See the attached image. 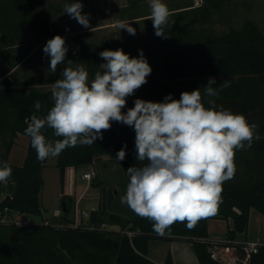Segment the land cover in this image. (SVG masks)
<instances>
[{
	"label": "trees",
	"instance_id": "16d2710c",
	"mask_svg": "<svg viewBox=\"0 0 264 264\" xmlns=\"http://www.w3.org/2000/svg\"><path fill=\"white\" fill-rule=\"evenodd\" d=\"M42 1L0 0V51L27 44L22 59L49 38L72 32L71 18L63 14L62 5H49L55 18L33 15ZM199 10L205 18L214 12L224 14L221 0H210ZM183 16L179 12L167 24L165 37H157L153 30L146 45L125 43L120 48L116 45L98 47L83 53L80 59L93 80L99 66L106 63L99 56L100 52L123 49L132 58L138 57L143 50L152 72L147 83L126 98V106L122 109L125 113L134 107L137 98L163 102L165 96L171 94L178 100L182 92L199 88L207 107L209 98L204 97V85L209 77L216 79L217 85L213 87L224 81L231 82L218 99H211L226 110L243 114L250 124L256 123L260 139L254 140L250 148L235 152V174L223 182L216 211L200 218L191 229L187 221H178L166 229L164 235H159L153 230V221L139 215L127 226L109 227V224L120 225L122 218L118 214H108L109 204L103 200L104 195L99 207L90 212L88 223L84 219L77 223L69 215L75 207V199L64 193L60 216L23 225L0 222V264H159L148 256L150 243L172 239L190 240L199 264H219L210 257L207 244L200 240L209 236L208 219L231 218L233 226L228 236L235 238L237 232L248 228L252 209L264 213V31L255 20L247 18L239 27L232 26L228 31L214 34L206 29L197 30ZM14 66L11 64L0 71V162H7L12 168L9 181L0 182V217L10 218L17 213L43 215V169L48 158L37 160L29 136L23 164H11L9 156L17 135L25 134L26 121H30L33 114L45 116L54 106L52 88L40 89L27 79H12L9 73ZM37 100L43 105L39 112L34 108ZM42 134L46 140L62 139L48 127L42 129ZM135 135L133 127L112 121L111 128L103 131V139H97L91 146L66 148L56 163L62 188L68 167L89 165L104 155L116 158L124 145L126 157L119 162L130 182L127 169L147 163L136 159ZM95 180V185L101 184L99 179ZM162 264H174L170 252ZM252 264H264V244L253 256Z\"/></svg>",
	"mask_w": 264,
	"mask_h": 264
},
{
	"label": "clouds",
	"instance_id": "9594fccd",
	"mask_svg": "<svg viewBox=\"0 0 264 264\" xmlns=\"http://www.w3.org/2000/svg\"><path fill=\"white\" fill-rule=\"evenodd\" d=\"M148 4L155 35L165 37L170 16L167 5L162 0H148ZM82 9L83 4L75 0L65 4L63 14L88 28L89 16ZM119 27L130 35L136 34L131 25L121 22ZM43 52L50 57L49 69L55 72L58 65L65 63V38L56 35L49 39ZM99 56L106 63L99 66L90 84L85 68H74L73 61H67L63 78L52 85L54 106L45 116L33 114L26 121L25 134L31 138L37 160L57 157L69 147L91 146L103 139V131L111 128L112 121L133 127L136 159L147 163L127 169L130 182L121 202L153 221V230L159 235L178 221H187L191 229L200 218L216 211L223 182L235 174V152L250 148L254 140L260 139L258 125L211 99H218L221 91L231 85L224 81L213 87L217 85L214 77L204 85V97L209 98L207 107L199 88L182 92L178 100L171 94L163 102L137 98L134 107L122 112L126 98L147 83L152 68L143 50L132 58L123 49L104 50ZM42 107L39 100L35 101L37 112ZM45 127L62 139L46 140L42 134ZM125 149L126 145L116 153L118 161L125 159ZM11 176L12 168L0 162V182L7 183Z\"/></svg>",
	"mask_w": 264,
	"mask_h": 264
},
{
	"label": "rangeland",
	"instance_id": "374dc122",
	"mask_svg": "<svg viewBox=\"0 0 264 264\" xmlns=\"http://www.w3.org/2000/svg\"><path fill=\"white\" fill-rule=\"evenodd\" d=\"M209 1L162 0L170 11L168 24L180 12L184 15L183 18L185 17L192 22L197 30L206 29L214 34L228 31L232 26L239 27L247 18L255 20L264 31V0H221L224 14L220 15L214 12L205 18L199 9L201 6L208 5ZM73 2L75 0H43L33 15L40 18H51L53 15L49 7L51 3L65 6V4ZM79 2L83 4L82 13L89 16V27L84 28L77 21L71 19L72 32L62 35L65 38V46L68 48L65 63L58 65L55 72L49 69L50 57L43 52V47L47 42L21 63L16 62L23 56L24 49L18 47L0 51V71L5 70L11 64H15L13 72L9 74L12 79H27L40 89H51L56 80L63 78L62 70L67 67V61L71 60L74 68L76 66L85 68L89 74L90 82L92 80L91 75L86 64L80 59L83 53L108 45H116L119 48L125 43L146 45L151 39L150 36L154 27L148 0H79ZM121 22L135 28L136 34L133 36L126 29H121L119 27ZM57 159L58 156L49 157L43 169L44 186L41 198L46 206L44 215L26 213L22 215L24 220L42 222L43 217L50 218L53 216L55 207H63L61 206V198L64 192L62 191L60 170L56 165ZM10 160L11 163L17 159L13 155ZM85 172L91 173L92 178H85L83 176ZM75 176L76 182L72 196L76 206L69 215L76 221L84 219L88 223L89 217L84 216L83 212H91L93 209H97L102 195H104L103 200L109 204L108 214H118L122 218V223L117 226L118 228L127 226L129 221L137 216L126 203L121 202V197L126 194L129 181L116 158L104 155L89 165H81L77 168ZM95 179H100L101 184L93 185ZM228 224L232 227L233 221L216 217L208 219L210 233L212 230V232H219V234H228ZM108 226L110 227L111 224ZM257 234L264 236V213L252 209L248 225V238H252L250 235L256 236ZM245 235V231H240L236 233V238L244 239ZM176 243L182 245L184 250L186 247L189 251L193 249L192 242L186 239L154 240L152 241L150 256L159 260L168 252L169 246H174Z\"/></svg>",
	"mask_w": 264,
	"mask_h": 264
},
{
	"label": "crops",
	"instance_id": "0c3cea01",
	"mask_svg": "<svg viewBox=\"0 0 264 264\" xmlns=\"http://www.w3.org/2000/svg\"><path fill=\"white\" fill-rule=\"evenodd\" d=\"M51 17H53V15ZM60 36H62V35H60ZM52 38L53 37H51L49 39H52ZM44 44L37 45L30 52V54H28L26 57L22 58L21 60H18L16 63L24 62L27 59V57H29L31 54H33V52H35L38 48H40ZM18 47L26 50L28 48V45L27 44H18L16 46H11V47H9L7 49L18 48ZM13 69L10 71V73L13 72ZM28 143H29V137L26 134L19 133L17 135L16 140H15V143L12 146V149H11V152H10L9 161H11L10 159L12 158L13 155H14V157L17 160L15 162H11V164H16V165L23 164V162H24V160L26 158V155H27ZM15 150H17V151L15 152ZM77 168L76 167H73V166L67 168V170H66V176H65V182H64V186L62 188V191L64 193L69 194L71 196L74 194V184L76 182L75 172H76ZM94 185H95V182H94ZM42 204H43V208H44V211H45L46 206L44 205V202L43 201H42ZM75 206H76V203H75ZM55 208H57V207H55ZM43 218H45V217H43ZM216 218H220V217H216ZM229 219H231V218H228L227 220H229ZM249 221H250V219H249ZM117 226H119V225L118 224H113L110 227H112L114 229H118ZM228 228L229 229L232 228V227H230V224H228ZM245 232H246V235H245L244 239L257 240V241H260V242H264V236L262 234H257L256 236L255 235L254 236L253 235H250V237H252V238H248L249 237V235H248V228L245 230ZM208 234L212 238H221L222 236H225V235L227 236L228 235L227 233L225 235H223V234H219V232H215V231L212 232V230H211V233H210L209 226H208ZM211 235H213V236H211ZM235 238H236V234H235ZM244 239L241 238L240 240H244ZM173 240H177V239H172V240H169V241H173ZM151 246H152V242L150 243V246H149V254H148V256H149L150 259H152L153 261H155V262H157L159 264L164 263V261H165V259L167 257L168 252L171 253L174 264H199L198 258L196 256L195 251H194V247H192L193 248L192 251H189V249L187 250V247H186V250H184V248H182V245L176 243L174 246L173 245L169 246L168 252H166L163 255V257L158 260V259L152 258L150 256ZM192 246H193V244H192Z\"/></svg>",
	"mask_w": 264,
	"mask_h": 264
},
{
	"label": "built area",
	"instance_id": "2783aa9c",
	"mask_svg": "<svg viewBox=\"0 0 264 264\" xmlns=\"http://www.w3.org/2000/svg\"><path fill=\"white\" fill-rule=\"evenodd\" d=\"M85 178L91 179L92 174L85 172L83 175ZM62 207H57L53 210L54 216H60L62 214ZM23 214L17 213L14 218L0 217L2 223H15L23 225L24 223H36L28 220H24ZM83 215L90 217V212H83ZM21 218V219H20ZM77 223L80 221H76ZM103 224L102 226H104ZM132 234V232H128ZM201 241L207 244V250L210 257L219 264H252L253 256L259 252L260 247L264 244L257 240H239L237 238H231L229 236L225 238H201Z\"/></svg>",
	"mask_w": 264,
	"mask_h": 264
},
{
	"label": "water",
	"instance_id": "95a60500",
	"mask_svg": "<svg viewBox=\"0 0 264 264\" xmlns=\"http://www.w3.org/2000/svg\"><path fill=\"white\" fill-rule=\"evenodd\" d=\"M93 185H94V183H93Z\"/></svg>",
	"mask_w": 264,
	"mask_h": 264
}]
</instances>
